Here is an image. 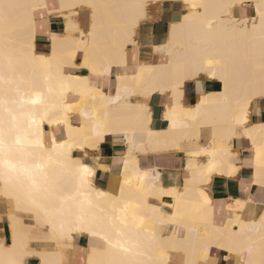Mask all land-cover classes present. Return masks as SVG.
Listing matches in <instances>:
<instances>
[{
	"label": "snow or ice",
	"instance_id": "obj_1",
	"mask_svg": "<svg viewBox=\"0 0 264 264\" xmlns=\"http://www.w3.org/2000/svg\"><path fill=\"white\" fill-rule=\"evenodd\" d=\"M182 3L186 12L183 22L172 24L164 47H170L177 30L190 21L218 29L241 46L243 76L239 83L229 79L218 61L192 63L163 56L159 67L166 71L160 73L161 82L146 88L145 73L155 69L142 65L138 54L159 43L148 28L154 19L148 12L149 0L122 5L96 0H0V264H32L33 259L37 264H264V0ZM113 8L123 10L115 28L103 17L99 24L95 22L98 12ZM74 9L91 11L92 30H78L71 39L52 33V16L63 17L65 33L71 30ZM40 37L50 41L51 56L36 51ZM57 48L61 53L54 63ZM156 51L163 49L156 47ZM65 65L86 69L89 78H104L105 85L115 87L117 100L123 88L130 98L128 108L138 122L163 121L160 127L169 133L177 127L180 113L187 128L191 126L187 122H198L206 105L215 102L204 91L203 76L222 80L228 138L250 142L247 151L254 153V158L239 160V167L245 168L252 167L254 159L256 168L254 176L240 181V188L247 192L252 184H258L260 198L237 199L235 206L229 205L232 226L226 231L213 229L207 208L212 202L205 190L189 188L186 183L180 192L156 183V177L145 184V173L135 183L125 180L129 198L121 188V195L114 196L109 207H100L86 187L97 166L96 150L103 130L112 125L108 114L102 113L94 136L73 135L69 114L75 106L54 102L55 97L63 96L65 83L59 81L54 88L53 77ZM113 73L114 82L107 79ZM154 93L163 97L157 110L153 108ZM190 102L195 107H188ZM45 121L67 125L68 138L48 141L42 129ZM73 147L81 152L76 159L69 155ZM220 151L227 152V146L222 145ZM236 163L235 158L229 159L221 175H234ZM124 164L127 170L128 162ZM216 167L215 160L209 161V175ZM160 175L158 170L156 176ZM164 197L171 200L165 203ZM157 222L170 227L157 229ZM194 223L202 224V230L192 229ZM184 228L190 232L187 239L183 238ZM74 232L98 237L102 243L93 242L72 256L63 250L72 247L67 241L73 239ZM53 255L60 259L53 261Z\"/></svg>",
	"mask_w": 264,
	"mask_h": 264
},
{
	"label": "bare ground",
	"instance_id": "obj_2",
	"mask_svg": "<svg viewBox=\"0 0 264 264\" xmlns=\"http://www.w3.org/2000/svg\"><path fill=\"white\" fill-rule=\"evenodd\" d=\"M168 1L182 3V0H149V6L158 5ZM6 2H24V0H6ZM48 2L59 3L60 0H48ZM78 2L85 3L87 2V0H78ZM96 2L107 3L112 5H122L126 3H131L133 2V0H96ZM82 12H87L89 15L90 24L88 30L91 31L92 24L94 23L91 11L88 9H74L73 15L71 16V30L68 33L64 32L65 25L63 17L53 16L63 21L62 32H54V34L68 35L71 39L72 37L76 36L78 30H84L79 20L80 13ZM122 14L123 10L118 8L101 10L97 13L98 18L95 22L99 24V18L103 17L105 23L110 22L115 28V26L118 25L119 18ZM185 14L186 13L182 15L179 21H175L173 23H182L183 16ZM209 15L211 18L212 13L210 12ZM173 23H171L170 25L168 37ZM165 45H168V40L165 44L158 46L163 49V52H157L156 47L153 48L154 51L157 53H155L157 55L156 62H140L142 65H146L149 68L155 69L154 73H145L144 84L146 88H151L153 85L161 82L160 73L166 71L165 69H161L159 67L160 61L163 56H171L177 59L178 61L192 63H197L206 59H212L220 63L223 68V71L226 75H228L230 80H234L239 83L243 76V67L239 63L242 52L241 46L238 42L233 41L228 34H225L218 29L209 30L205 25L197 21H190L185 24L183 28L177 30V33L170 47L165 48ZM60 53V48H57L56 59L54 60V63L59 60ZM47 55L51 56L52 50H50V53ZM80 71H85L87 74L80 75ZM132 74V71L129 70L128 75L131 76ZM77 77H79V79H77ZM89 77L90 74L86 69H82L79 67H71L67 65L60 67L59 70L56 71L54 74L53 87L56 88L57 82L63 81L65 83V88L63 96L55 97L54 102L56 104L68 102L72 103L75 106L76 110L71 112L69 115L71 118V125L74 130L73 135L77 138H81L83 136H94L97 132L96 124L99 123L100 119L102 118L101 114L107 113L112 126L103 130V136L98 145V148L102 143L105 142L108 136L121 137L123 142L127 146L126 156L123 159L118 160L114 166V169H121V174L118 178L115 179V181L110 182L108 189L103 190V188L100 189L99 187L97 188L95 186L94 178L97 173V167L93 175L88 178L89 183L86 187V191L92 196L94 200L98 202L100 207H109L114 202L113 197H118L121 195V188L124 189L125 198H129L131 196V193L129 192V185L125 183L126 179H131L133 183H135L136 178L138 176L143 177L144 174L147 173V178L144 181L145 184H151L153 182L152 177L154 176H152L150 172L142 171L139 167V160L137 157L138 153L147 154L150 151H153L154 153L155 151L163 153L168 151L170 152L171 150L181 151L184 143L189 142L194 146V149L191 151L194 154L189 155L188 153L187 155L189 157V159L187 158L188 161L186 160V162H188L186 168L189 172L188 178L185 179L183 188L177 190L183 192L186 183L189 184V188L197 187L202 190H205V194L208 196V199L212 202L210 205L207 206L209 219L211 221L210 228L223 229L226 231L228 227H231L232 225H229V206L223 207L221 204H218L212 199L213 197L209 195L210 192L208 193V187L211 181H214L213 177L221 175V171H224L228 168L229 159L235 158V160L237 161V163L234 165L236 172L232 176H223L233 178L240 171V157L232 148V142L234 139H229L227 135L229 126L228 114L226 111H224L226 105L224 103V98L221 96V94L225 92L223 81L219 79L215 80L220 84L221 90H218L219 92L207 94L215 102L206 105V107L201 112L198 122L193 123L189 121L187 123L191 126L186 128V121L184 119V115L183 113H180L177 117V127L169 133L167 128L157 131L151 129V123L144 124L138 122L135 117V113L130 108H128L130 98L127 97L123 88H121V95L120 98L117 100L116 89L114 88L112 92V89L103 83L104 78ZM98 79L100 87H97ZM107 79L111 81L112 75L108 76ZM115 79L116 76H114V80ZM203 79L213 80L209 76H203ZM106 87L108 88L107 91L105 90ZM91 97H95L96 99L93 100L91 99ZM78 128L82 129V131L76 132L75 130ZM42 129L45 134V137H47L46 139H49V141H51L53 138H56L57 141H59L60 135H63L64 139L68 138L67 125L65 124H49L47 121H45L42 125ZM204 132L210 134L211 141L208 146L202 147L198 145V141L201 139ZM257 138L258 140L260 139L259 133H257ZM222 145L227 146V152L220 151ZM130 149L131 154H129ZM76 151H80V149L77 147H73L71 149V152L69 153V155L73 159L78 158L75 156ZM89 151H92V149H89ZM213 152L216 153L215 156L212 155ZM251 157L254 158V153H251ZM87 160L89 163H91V159L89 157L87 158ZM212 160L216 161L217 167L211 173V175H209L208 166L209 161ZM125 161L128 162L127 170H125ZM100 168L106 169L103 166H101ZM252 168L254 176L256 173L254 159ZM159 177L160 176L156 177V183L161 182H159ZM193 177H195L194 183H192ZM101 192L105 193V195L100 196L99 193ZM195 195L196 193H191V196L193 198L195 197ZM150 198L151 197H149V200ZM168 198L171 199V197ZM97 213L102 214L99 212V209H97ZM159 218L160 217L158 213L157 221L159 220ZM231 219L236 222L235 215H233ZM236 226H238V222ZM154 227H156L157 229L163 228L166 231L167 228L170 227V225H160L157 222ZM191 228L194 230H202L203 226L200 223H194L191 225ZM72 235L73 239L69 241H73L76 236H80L82 234L74 232ZM168 235H171V233L169 232ZM189 236V230L187 228H184L183 238L187 239L189 238ZM88 237L90 238L89 248L91 247V244L93 242L97 244L102 243V241H99L98 237ZM53 251L56 250L53 249ZM51 259L55 261L57 259H60V257L53 255ZM64 259H67L66 256L64 257Z\"/></svg>",
	"mask_w": 264,
	"mask_h": 264
},
{
	"label": "crops",
	"instance_id": "obj_3",
	"mask_svg": "<svg viewBox=\"0 0 264 264\" xmlns=\"http://www.w3.org/2000/svg\"><path fill=\"white\" fill-rule=\"evenodd\" d=\"M148 12H151L149 13V15L151 17H154V19H152L149 22L148 28L150 32L153 34V36L156 39H158L159 43L158 45L152 48L145 47L144 49H142V51L138 54L139 56L138 58L140 62L143 63L145 62L154 63V61L156 62L157 60L156 58L157 53L154 51L153 48L161 46L167 42L171 23L175 21H179L182 15L186 12L183 3L169 2V1L158 5L149 6ZM87 14H88L87 12L80 13L79 20L83 29L88 30L90 21L87 18ZM83 18L87 20L86 25L83 24L82 22ZM62 24H63L62 20L52 16L49 29L52 33L62 31L63 29ZM36 48H37L36 51L38 53L47 55L50 53L51 50L50 41L45 39L44 37H40L36 41ZM79 74L86 75L87 73L85 71H80ZM114 76L115 74L113 73L111 80L113 82L115 81ZM203 80L205 82L204 91L206 94L219 92L221 90V86L217 81L210 79H203ZM217 86H219L220 88ZM114 88L115 87L111 88L112 92ZM107 89L108 88L106 87L105 90L107 91ZM162 99L163 97L158 94L153 95L154 110L159 109V107L161 106L159 101ZM195 102L198 103V100ZM188 106L190 107L195 106V103L190 102ZM161 123L164 122L153 120V122L151 123V129L157 131L164 129L160 127ZM61 137H63V135H60V138ZM210 141H211L210 134L204 132L201 139L198 141V145L205 147L208 146ZM232 145H233L232 147L233 150L240 157L239 159L243 158L247 160L248 158L251 157L252 152L247 151V147H246V146H250V142L246 140L243 142L240 140H233ZM183 149H187L188 151H185ZM193 149L194 146L191 143L187 142L184 143L181 151L171 150L170 152L168 151L163 153L161 152L159 153L158 151H155V153L152 151L153 152L152 153L150 151L151 153L148 152L149 154L138 153L139 155L137 154V157L139 160V167L144 172L145 171L150 172L151 175L154 177H158L156 176V173L159 170L162 173V175H160L159 177V182L161 181L160 183H163L165 187L180 189L183 188L185 179L188 178L189 172L186 169L188 162H186V160L188 161L189 159V157L187 156L189 151H192ZM96 151L99 156V159L96 162L98 163L96 166L98 169H96L97 173L94 178V184L97 188L99 187L100 189L103 188V190H106L108 189L110 182L115 181V179L118 178L121 174V169H114V166L118 160L123 159L126 156L127 146L125 145L121 137L108 136L105 142L102 143ZM75 154L76 157H79L81 155V152L76 151ZM89 158L92 159L91 157ZM101 166L105 167L106 169H101L100 168ZM239 173L233 178L226 177L223 175H217L213 177L214 181L213 180L211 181L208 187V193L210 192L209 195L213 197L211 198L215 202L221 204L223 207H226L229 206V204L234 206L235 201L237 199L250 198L252 200H258L260 198L259 185L252 184L247 192H242L240 188V181H247L248 177L250 175H253V168L252 167L240 168ZM237 177H239V179H237ZM163 200L165 203H167L171 199H169L168 197H164ZM149 202H152V198H150ZM253 206H258V205H253ZM67 243L72 247L68 249H64V252L70 253L72 256H75L77 252L89 248L90 238L87 235L82 234L80 236L79 235L76 236L73 241H67ZM32 263L37 264V261L33 259Z\"/></svg>",
	"mask_w": 264,
	"mask_h": 264
},
{
	"label": "rangeland",
	"instance_id": "obj_4",
	"mask_svg": "<svg viewBox=\"0 0 264 264\" xmlns=\"http://www.w3.org/2000/svg\"><path fill=\"white\" fill-rule=\"evenodd\" d=\"M87 18H88V20H89V15L87 14ZM82 22H83V24H85L86 25V23H87V20L86 19H82ZM59 32H62V31H59ZM47 138V137H46Z\"/></svg>",
	"mask_w": 264,
	"mask_h": 264
}]
</instances>
